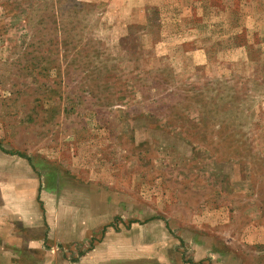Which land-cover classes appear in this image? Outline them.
<instances>
[{
  "label": "rangeland",
  "instance_id": "374dc122",
  "mask_svg": "<svg viewBox=\"0 0 264 264\" xmlns=\"http://www.w3.org/2000/svg\"><path fill=\"white\" fill-rule=\"evenodd\" d=\"M0 264H264V0H0Z\"/></svg>",
  "mask_w": 264,
  "mask_h": 264
},
{
  "label": "crops",
  "instance_id": "0c3cea01",
  "mask_svg": "<svg viewBox=\"0 0 264 264\" xmlns=\"http://www.w3.org/2000/svg\"><path fill=\"white\" fill-rule=\"evenodd\" d=\"M32 230L35 231L36 235L40 236L41 235V225H37V226H30ZM27 231H29V228H27ZM33 236H31L32 238Z\"/></svg>",
  "mask_w": 264,
  "mask_h": 264
}]
</instances>
